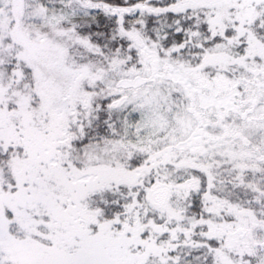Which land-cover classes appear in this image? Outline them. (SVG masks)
I'll use <instances>...</instances> for the list:
<instances>
[{"label": "snow or ice", "instance_id": "6c2138e0", "mask_svg": "<svg viewBox=\"0 0 264 264\" xmlns=\"http://www.w3.org/2000/svg\"><path fill=\"white\" fill-rule=\"evenodd\" d=\"M0 264H264V0H0Z\"/></svg>", "mask_w": 264, "mask_h": 264}]
</instances>
